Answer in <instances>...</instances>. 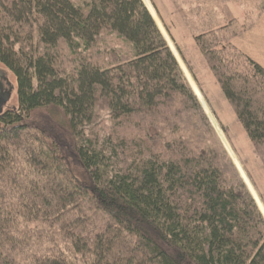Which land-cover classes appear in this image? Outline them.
I'll list each match as a JSON object with an SVG mask.
<instances>
[{
    "label": "trees",
    "instance_id": "trees-1",
    "mask_svg": "<svg viewBox=\"0 0 264 264\" xmlns=\"http://www.w3.org/2000/svg\"><path fill=\"white\" fill-rule=\"evenodd\" d=\"M233 37L194 42L261 153L264 68ZM170 49L147 0H0L17 96L0 115V264H264L263 206ZM98 104L124 133L90 131Z\"/></svg>",
    "mask_w": 264,
    "mask_h": 264
},
{
    "label": "rangeland",
    "instance_id": "rangeland-1",
    "mask_svg": "<svg viewBox=\"0 0 264 264\" xmlns=\"http://www.w3.org/2000/svg\"><path fill=\"white\" fill-rule=\"evenodd\" d=\"M147 1L159 21L161 28L170 40L173 49L177 53L183 66L198 89L209 112L214 118L217 127L208 116L207 111L200 102V99L192 89L178 62L177 56L174 55L173 49H170L185 80L194 92V95L199 102L210 126L215 132L217 140L221 144L226 155L231 160L241 180L249 191L246 181L237 169L238 167L235 161L237 162L243 175L246 177L247 182L250 184L264 209V149H262L261 153H258L252 145L244 129L238 122L231 105L224 97L220 86L207 65L205 58L197 49L194 42V37L198 35L213 33L218 36L220 33H224L227 38L234 36L231 43L235 47L233 40L247 32L253 26L257 12H259L257 10L256 0ZM157 27L161 32L158 25ZM220 29L222 30L219 31ZM163 38L166 39L164 36ZM101 41H103L101 51H115V38L113 36L102 35ZM166 43L169 47V42L166 41ZM236 49L239 50L238 48ZM0 73L5 76L7 81L13 87L11 97L7 104L3 107V112H5L17 107L16 84L14 77L1 64ZM3 82L6 85L4 80ZM38 113L39 116L42 117L41 120L44 121V124L52 128L60 138L66 140L67 132L62 122L60 125V121L62 120L61 116L51 117L45 111H39ZM89 128L90 131H92L93 134L95 133L100 139L104 137L114 138L115 133H124L123 130H121L122 128H117L115 120L111 118L107 109L102 104L97 105L95 109V119ZM217 128L220 133H218ZM223 129L225 132H223ZM257 208L259 209L258 205ZM260 213L264 218L263 213L261 211Z\"/></svg>",
    "mask_w": 264,
    "mask_h": 264
},
{
    "label": "crops",
    "instance_id": "crops-1",
    "mask_svg": "<svg viewBox=\"0 0 264 264\" xmlns=\"http://www.w3.org/2000/svg\"><path fill=\"white\" fill-rule=\"evenodd\" d=\"M257 12L253 26L233 40V44L264 68V0H256Z\"/></svg>",
    "mask_w": 264,
    "mask_h": 264
},
{
    "label": "water",
    "instance_id": "water-1",
    "mask_svg": "<svg viewBox=\"0 0 264 264\" xmlns=\"http://www.w3.org/2000/svg\"><path fill=\"white\" fill-rule=\"evenodd\" d=\"M1 76L4 78L5 82H6V86H7V90H5L3 95H0V115L3 113V107L7 104V102L9 101L10 97H11V93L13 90V87L11 86V84L7 81V79L5 78V76L0 73ZM238 169V168H237ZM239 170V169H238ZM240 172V171H239ZM250 191V190H249Z\"/></svg>",
    "mask_w": 264,
    "mask_h": 264
},
{
    "label": "flooded vegetation",
    "instance_id": "flooded-vegetation-1",
    "mask_svg": "<svg viewBox=\"0 0 264 264\" xmlns=\"http://www.w3.org/2000/svg\"><path fill=\"white\" fill-rule=\"evenodd\" d=\"M0 80H1V82H0V95H3L5 90H7L8 88L5 85V83L3 82L4 78L1 76V74H0Z\"/></svg>",
    "mask_w": 264,
    "mask_h": 264
}]
</instances>
